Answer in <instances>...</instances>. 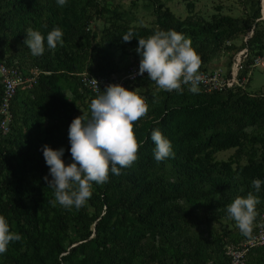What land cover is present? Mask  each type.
I'll use <instances>...</instances> for the list:
<instances>
[{
    "label": "trees",
    "instance_id": "16d2710c",
    "mask_svg": "<svg viewBox=\"0 0 264 264\" xmlns=\"http://www.w3.org/2000/svg\"><path fill=\"white\" fill-rule=\"evenodd\" d=\"M93 2L86 0L89 7L94 6ZM57 8L56 0H0V44L7 50L27 38L28 28L45 37L44 54L34 56L40 74L31 87L32 102L21 109L14 98L10 108L12 121L20 119V123L6 136L0 130V215L6 218L10 231L22 235L2 254L5 262L135 264V259L143 254L142 241L151 238L163 247H156L147 256L149 263L232 264L233 258L223 245L208 238L189 237L178 229L179 221L190 218L191 212L176 201L196 202L221 196L229 189L228 181L216 175V166L223 163L215 161L208 166L195 159V155L211 147H244L246 127L254 117L264 116V99L255 107L250 104L253 100L241 105L232 100V91L242 89L236 86L224 100L164 107L154 119L134 123L136 138L144 143L131 167L121 169V175L110 172L109 181L103 185L93 184L91 198L79 210H66L59 204L53 207L50 201L55 189L48 187L44 179L47 176L50 181L51 176L42 148H63L64 162H73L68 130L76 118L71 115L77 110L76 102L84 97L73 89V99L66 101L57 79L78 76L90 59L88 33L72 24L66 14L61 16ZM163 8L161 3L154 8L157 22L151 29L152 35L157 30L178 32L185 25ZM81 14L80 24L86 25L85 11ZM259 18L257 13L255 19ZM130 22L127 18L117 23L115 32L125 35L131 31ZM55 28L62 30V39L69 48H76L73 54L65 56V61L59 57L54 61L51 56L53 53L56 57L59 45L54 50L47 48V34ZM258 37L253 33L250 39L258 41ZM101 68L102 64L98 66ZM1 93L0 90V97ZM154 129L171 141L174 159L155 160L151 140ZM148 166L152 167L149 174L138 175ZM233 234L228 232L225 236ZM243 259L245 264H257L263 256L257 247H247Z\"/></svg>",
    "mask_w": 264,
    "mask_h": 264
},
{
    "label": "rangeland",
    "instance_id": "374dc122",
    "mask_svg": "<svg viewBox=\"0 0 264 264\" xmlns=\"http://www.w3.org/2000/svg\"><path fill=\"white\" fill-rule=\"evenodd\" d=\"M94 0L93 7L86 4V0H67L64 7H59L61 16L65 14L72 24L83 28L88 33L90 42V59L86 63L83 74L87 79L103 78L108 85L118 84L125 89L134 91L138 89L141 96L146 97L149 105L147 115L135 122L142 124L156 117L159 110L164 107H178L183 105H195L210 100H224L229 90L212 92L210 94H193L188 85H182L183 91H165L154 82L142 77L129 78L132 69H138L142 57L137 53L138 39L152 35L151 29L156 24L155 6L161 3L163 9H168L177 19L184 21L185 25L178 33L183 34L192 42V47L201 59L200 73H211L220 70L222 76H230L231 68L238 59L241 69L238 71V79L242 89L232 91V100L245 105L251 102L252 107L260 104L264 99V69L254 66V60L264 53V0ZM135 2V3H134ZM3 11V10H2ZM81 11H85L87 24H80ZM259 19H255L256 14ZM130 18L132 43L124 42L123 35H118L114 27ZM217 25V29L214 26ZM253 33L259 35V40L250 39ZM24 38L16 42L12 50H7L0 44V55L6 64L18 66L21 79L28 86L20 90L15 99L20 103V108L29 106L32 102L29 81L38 78L40 72L36 66V60L30 50L24 45ZM76 48H69L64 42L55 53L57 57L66 60L67 55L73 54ZM102 64V68L98 66ZM233 71V70H232ZM36 73H39L36 76ZM80 77L60 76L57 83L60 86L63 98L66 101L73 99V89L84 95L82 100L76 102L77 110L71 113L73 117L83 113L90 115V102L107 86L99 88L98 93L89 92L79 86ZM1 90V86H0ZM23 103V104H22ZM253 123L246 127L247 136L244 147H232L219 149L211 147L199 150L195 159L207 163L221 162L216 166V175L228 181L229 189L221 196L189 202L187 200L176 201L191 212L190 218L179 221L180 231L192 238H208L223 245L227 254L241 252L257 225L262 222L264 226V183L257 193L252 187L253 180L264 182V116L254 117ZM20 123V119H13L10 131L13 133ZM10 132V133H11ZM208 154V157L206 156ZM152 167L143 168L140 173L145 176L150 173ZM258 196L260 203L256 206L258 215L254 221L253 232L250 237L244 236L236 222L230 218L226 209L235 198L247 197L249 193ZM214 214V215H213ZM213 215V216H212ZM234 233L225 236L226 233ZM237 242V243H235ZM144 248L142 256L135 259V264H159L147 262V256L155 251L156 247H163L159 241L153 242L151 238L142 241ZM262 254L264 264V245L256 246ZM246 253V252H245ZM244 253V254H245ZM0 264H7L5 258L0 255ZM184 264H189L184 262Z\"/></svg>",
    "mask_w": 264,
    "mask_h": 264
},
{
    "label": "clouds",
    "instance_id": "9594fccd",
    "mask_svg": "<svg viewBox=\"0 0 264 264\" xmlns=\"http://www.w3.org/2000/svg\"><path fill=\"white\" fill-rule=\"evenodd\" d=\"M64 7L67 0H56ZM24 45L31 55L41 56L45 52V37L40 31L28 28ZM63 32L55 28L47 34V48L54 50L57 45L63 47ZM124 42H131L133 33L122 36ZM137 53L142 57L139 75L148 74V78L165 91L182 92V85H190L189 90L198 94L202 76L199 74L201 59L192 47V42L175 30H157L147 38L138 39ZM264 69V68H263ZM93 84H98L91 79ZM1 86V85H0ZM2 91V87H1ZM16 97V96H15ZM14 101V100H13ZM149 111L146 97L138 89L130 91L118 84L108 85L90 102V115L73 119L69 126L68 138L72 161L66 164L62 157L65 150H53L48 145L42 148L43 157L49 167L48 177H44L48 187L55 189L53 207L59 204L66 210L85 206L93 194V184L103 185L109 181V173L121 175V169L131 167L137 161V153L144 141H138L134 133V123L144 118ZM154 158L162 162L175 158L170 140L159 129L151 132ZM261 180H253L252 187L258 193ZM258 196L251 192L247 197H237L227 206V213L236 222L240 232L250 237L254 221L258 215L256 206ZM22 235L10 231L6 218L0 215V255L5 254L10 243L18 242Z\"/></svg>",
    "mask_w": 264,
    "mask_h": 264
},
{
    "label": "built area",
    "instance_id": "2783aa9c",
    "mask_svg": "<svg viewBox=\"0 0 264 264\" xmlns=\"http://www.w3.org/2000/svg\"><path fill=\"white\" fill-rule=\"evenodd\" d=\"M240 62L237 61L236 64L231 68V73L229 75L222 76L220 70L213 71L211 73H200L202 76L201 81L198 84L200 89L199 93L210 94L212 92H222L235 88L236 86L242 88V84L238 79V71L241 69ZM254 66L264 68V53L261 56H258L254 60ZM233 70V71H232ZM139 68L132 69L131 75L129 78L142 77L148 79V74L144 73L143 76L139 75ZM39 73H36V76ZM83 74H78L80 77L81 87L85 89L92 90L94 93L99 91L100 86H107V82L103 78L95 79L98 84H93L91 79H87ZM153 82V81H152ZM29 88L35 83V78L29 81ZM155 83V82H154ZM25 82L21 79L20 71L18 66L11 64L8 65L6 62L0 58V85L2 87V93L0 97V130L2 135H7L10 131V123L12 121L11 114V104L20 90H25L28 86H23ZM156 84V83H155ZM190 86V85H189ZM264 220V217H262ZM258 244L264 245V226L262 222L257 225L255 232L252 237L246 241L245 247L241 252L230 253V256L233 258L232 264H245L243 259L244 253L248 248H254Z\"/></svg>",
    "mask_w": 264,
    "mask_h": 264
},
{
    "label": "bare ground",
    "instance_id": "6f19581e",
    "mask_svg": "<svg viewBox=\"0 0 264 264\" xmlns=\"http://www.w3.org/2000/svg\"><path fill=\"white\" fill-rule=\"evenodd\" d=\"M238 61H239V59H238Z\"/></svg>",
    "mask_w": 264,
    "mask_h": 264
}]
</instances>
